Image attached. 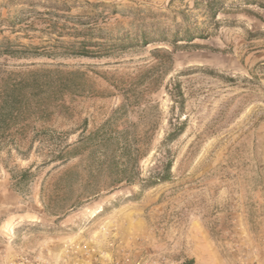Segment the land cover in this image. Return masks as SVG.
<instances>
[{"label":"rangeland","instance_id":"rangeland-1","mask_svg":"<svg viewBox=\"0 0 264 264\" xmlns=\"http://www.w3.org/2000/svg\"><path fill=\"white\" fill-rule=\"evenodd\" d=\"M63 2L0 0V264H264V0Z\"/></svg>","mask_w":264,"mask_h":264},{"label":"trees","instance_id":"trees-1","mask_svg":"<svg viewBox=\"0 0 264 264\" xmlns=\"http://www.w3.org/2000/svg\"><path fill=\"white\" fill-rule=\"evenodd\" d=\"M46 3H40V6H43L45 8V12L40 13L41 15H48L50 17H56L57 19H72L75 18L76 20H83L81 17H69L68 14L71 13L72 7H70L69 2H63L61 3V0H45ZM211 12L216 11L217 5H211ZM74 19V20H75ZM90 21L94 20L93 23H81L79 24V27L73 28V33H65L66 31H58V28H56L55 22V27L50 29V35H55L58 37V39H62L64 37H72L76 41L72 43L70 46L71 48V54L75 56H82V57H93L97 56L99 52L105 49L110 50L111 52L116 50V49H125V39H115L110 41L109 35L107 33L109 32L108 30L104 29L101 27V23H98V19H89ZM68 29V28H66ZM61 30H64L63 28ZM174 37V42H177L178 40V35L175 33ZM188 39L193 38L191 35L187 37ZM199 38V37H197ZM119 40V41H118ZM59 41V40H58ZM110 41V42H108ZM60 42V41H59ZM110 44H107V43ZM147 42V41H145ZM38 51V48H35ZM108 51V52H110ZM38 55H44V56H53L51 53H40L39 51L37 52ZM3 107H5V104H0V121L2 119V114H3ZM9 112L10 108H8ZM171 165V164H170ZM169 165V166H170ZM185 264H194L193 261H189Z\"/></svg>","mask_w":264,"mask_h":264},{"label":"built area","instance_id":"built-area-1","mask_svg":"<svg viewBox=\"0 0 264 264\" xmlns=\"http://www.w3.org/2000/svg\"><path fill=\"white\" fill-rule=\"evenodd\" d=\"M82 250H84L82 252V253H84L83 256L79 255L78 251H75V250L73 251L72 249H69L66 252V255L64 256V258H62L59 261V264H89V263H92V262H89V258L93 257V253L88 252L87 247H84ZM84 256H86V258H84ZM101 258H102V256L96 255L95 256V262L93 264H106V263L102 262ZM21 264H36V263L33 260L24 259ZM47 264H52V263L48 262ZM146 264H148V263H146Z\"/></svg>","mask_w":264,"mask_h":264}]
</instances>
